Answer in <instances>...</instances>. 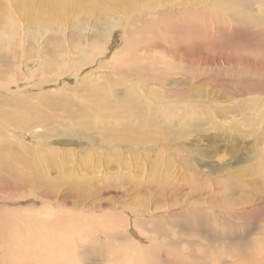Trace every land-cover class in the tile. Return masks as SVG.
Returning <instances> with one entry per match:
<instances>
[{
    "label": "rangeland",
    "instance_id": "1",
    "mask_svg": "<svg viewBox=\"0 0 264 264\" xmlns=\"http://www.w3.org/2000/svg\"><path fill=\"white\" fill-rule=\"evenodd\" d=\"M194 1L177 0V21L150 12L148 24L128 23L137 13L117 6L128 18L92 69L40 91L52 98L65 84L82 107L92 80L117 98L129 87L141 115H96L91 131L54 122L35 130L45 139L10 123L0 133L17 151L0 169V231L35 241L25 264H264V24L209 12L215 26H197L208 17H195ZM244 4L241 18L261 17ZM0 5V26L7 17L36 22V10ZM28 148L34 160L56 151L54 163L22 169ZM59 220L65 228L55 232ZM70 223L86 235L68 240ZM6 247L17 248L0 243V261Z\"/></svg>",
    "mask_w": 264,
    "mask_h": 264
},
{
    "label": "bare ground",
    "instance_id": "2",
    "mask_svg": "<svg viewBox=\"0 0 264 264\" xmlns=\"http://www.w3.org/2000/svg\"><path fill=\"white\" fill-rule=\"evenodd\" d=\"M144 1L141 3H148V5L142 7V4L140 8L133 5L135 2L132 0H41L40 5H38V0H7L8 6L10 5L18 13L20 11L33 12V10H36L34 20L38 24L34 23L33 25L25 26L19 20L7 17L3 21L2 26H0V133H4V131L9 133L11 129L7 123H10L14 125L16 131L23 130V132L32 136L33 139H45L47 137L45 134L36 136L38 132L35 130L54 122L55 124L75 128H86L91 131L93 120L90 121V118L93 119L96 115L99 118L107 117L106 115L112 118L120 115L121 117L123 115H141L143 111L140 108L142 106L136 105L137 95L129 87H127L128 90H126L123 97L117 98L115 97L117 94L112 89L106 90L101 86H94L95 80H92L93 83L91 81L88 83L90 89L86 92L90 100L82 107L79 106L80 103L75 98V95H72L76 93V89H70L65 84L58 89L57 96L52 98L46 96L45 92L40 91L48 82L65 81L66 79L75 81L80 76L82 77L84 71L89 70L93 66L92 64H95V61L91 62L88 65L89 68H86L91 57L94 58V56L102 54L100 49L110 42L115 25L121 24L120 20L128 18L126 12L130 13L132 11L133 14L137 13L139 17L137 18L138 20L131 19L128 22L130 24H135L136 22L148 24V18H146L145 14L149 15L148 13L150 12H152L150 16H156L158 19L163 17L168 21L172 19L177 21V0ZM241 2L248 3L247 6L244 4L245 8L253 6L255 12L259 13L261 17H253L248 21H246V18H241L237 9V7L241 9ZM192 4L194 6L191 9L197 10L195 17L211 18L205 22H203L204 20L201 22L195 20L197 26L201 25L203 27L204 25L209 26V24L215 26L213 23L217 22H213V16V18H209V12L214 16L218 14L219 18L220 14L225 17H234L238 24L251 22L250 24L256 27L259 24H264V0H218L215 3H211V0H195ZM167 5L170 6L168 7ZM117 6L122 10H126V12L118 11L122 12V14H116ZM5 9L6 7L3 8L0 5V11L4 15L7 14ZM153 10H156V12ZM98 12L105 13V18ZM192 12L194 11L192 10ZM118 59L117 61L121 60ZM30 77L31 80H36L34 82L35 85L29 84L27 86L26 81L20 82L21 79L27 78L28 80ZM21 84L24 86L20 87ZM35 91L38 92L35 93ZM69 91L70 94L67 93ZM31 99H37V101L31 102ZM40 106L45 107L46 111L41 110ZM95 108H98L96 109L97 112L94 110ZM58 112L60 114H57ZM16 133L18 134V132ZM0 137H2V134ZM3 137H7V135L5 134ZM0 151V169L7 167L10 169L9 165L12 160L8 155L14 156L17 151L13 145H6L2 142H0ZM24 151L25 154L20 155L21 160L18 159L16 162V165L21 166L22 169L23 167L36 168L44 164L54 163V153L56 151L51 152V156L49 154L41 155L36 160L33 158L37 154L35 153L36 151L29 148ZM56 223L59 226H55V232H58V228L64 230L65 227H62L64 224L61 220ZM70 226L67 234V237L69 236L68 240H73L72 234L78 239L83 234L86 235V228L76 223H70ZM92 234L90 233L89 236ZM22 241L24 242V247L22 246ZM4 242H9L13 247L15 245L17 248L15 250V248L7 249L6 247L1 255L0 264H25V258L27 256L31 258L30 253L33 252H31L30 248L34 246L33 242L35 241L27 238L22 240L14 230L9 231L3 228L0 231V243ZM65 242L69 244V241L66 240ZM46 246L50 249L52 244L47 243L44 247ZM64 247L65 245L61 247L62 257L67 253ZM70 260L68 257L65 260V264ZM53 263L50 262L49 264Z\"/></svg>",
    "mask_w": 264,
    "mask_h": 264
}]
</instances>
